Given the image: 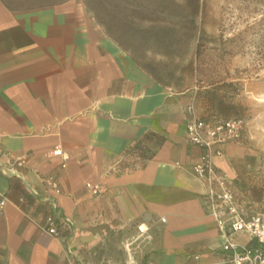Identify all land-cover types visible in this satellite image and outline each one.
Returning a JSON list of instances; mask_svg holds the SVG:
<instances>
[{
	"label": "crops",
	"instance_id": "obj_1",
	"mask_svg": "<svg viewBox=\"0 0 264 264\" xmlns=\"http://www.w3.org/2000/svg\"><path fill=\"white\" fill-rule=\"evenodd\" d=\"M202 10L0 0V264H86L104 224L145 235L150 264H232L186 130ZM256 134L221 144L217 167L232 176ZM52 214L69 220L60 235L45 230Z\"/></svg>",
	"mask_w": 264,
	"mask_h": 264
},
{
	"label": "rangeland",
	"instance_id": "obj_2",
	"mask_svg": "<svg viewBox=\"0 0 264 264\" xmlns=\"http://www.w3.org/2000/svg\"><path fill=\"white\" fill-rule=\"evenodd\" d=\"M198 29V82L190 102L206 119L241 117L257 131L247 161L229 176L245 211L264 213V0H203ZM98 240L80 253L86 264H150L145 235L96 226ZM148 245V242H145Z\"/></svg>",
	"mask_w": 264,
	"mask_h": 264
},
{
	"label": "built area",
	"instance_id": "obj_3",
	"mask_svg": "<svg viewBox=\"0 0 264 264\" xmlns=\"http://www.w3.org/2000/svg\"><path fill=\"white\" fill-rule=\"evenodd\" d=\"M186 110L188 138L201 148L200 160L193 165V173L204 182V204L225 236L222 245L225 256L232 264H264V213L244 210L231 178L214 162L216 156L222 155L221 144L242 139L245 120L241 117L206 119L196 113L191 102ZM53 153L63 154L60 148L53 149ZM6 203V195L0 191V212ZM68 221L56 214L49 215L45 230L51 235H60ZM238 233H245L249 241L237 240ZM251 241L254 243L250 244Z\"/></svg>",
	"mask_w": 264,
	"mask_h": 264
},
{
	"label": "trees",
	"instance_id": "obj_4",
	"mask_svg": "<svg viewBox=\"0 0 264 264\" xmlns=\"http://www.w3.org/2000/svg\"><path fill=\"white\" fill-rule=\"evenodd\" d=\"M197 47H198V44H197ZM251 243H254V242L251 241L250 244H251Z\"/></svg>",
	"mask_w": 264,
	"mask_h": 264
}]
</instances>
